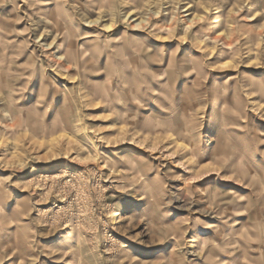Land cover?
I'll return each instance as SVG.
<instances>
[{
    "label": "rangeland",
    "instance_id": "1",
    "mask_svg": "<svg viewBox=\"0 0 264 264\" xmlns=\"http://www.w3.org/2000/svg\"><path fill=\"white\" fill-rule=\"evenodd\" d=\"M0 264H264V0H0Z\"/></svg>",
    "mask_w": 264,
    "mask_h": 264
},
{
    "label": "crops",
    "instance_id": "2",
    "mask_svg": "<svg viewBox=\"0 0 264 264\" xmlns=\"http://www.w3.org/2000/svg\"><path fill=\"white\" fill-rule=\"evenodd\" d=\"M236 257V258H235ZM234 258H231V261H233V262H231V263H235L236 262V260H237V256H235Z\"/></svg>",
    "mask_w": 264,
    "mask_h": 264
}]
</instances>
